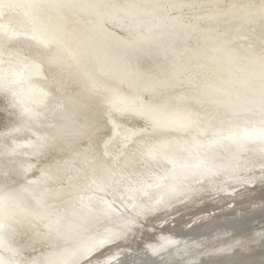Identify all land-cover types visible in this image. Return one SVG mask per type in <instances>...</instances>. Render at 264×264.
Here are the masks:
<instances>
[{
  "label": "bare ground",
  "instance_id": "bare-ground-1",
  "mask_svg": "<svg viewBox=\"0 0 264 264\" xmlns=\"http://www.w3.org/2000/svg\"><path fill=\"white\" fill-rule=\"evenodd\" d=\"M262 85L261 0H0V264H264Z\"/></svg>",
  "mask_w": 264,
  "mask_h": 264
},
{
  "label": "rangeland",
  "instance_id": "rangeland-1",
  "mask_svg": "<svg viewBox=\"0 0 264 264\" xmlns=\"http://www.w3.org/2000/svg\"><path fill=\"white\" fill-rule=\"evenodd\" d=\"M109 27H111L110 25H109ZM118 29V28H117ZM23 33H25V34H28V31H23ZM23 74H25V75H27L28 74V71L26 70V71H24L23 72ZM46 80V79H45ZM44 80V78H43V80H41V82L38 84V88H36V89H38V91H39V89H52L51 87H50V83H48L47 82V80L45 81ZM44 85V86H43ZM46 85V86H45ZM14 100H15V103L17 104V105H19V107H20V112H21V116H22V123L24 124L23 125V129H29V127H35L36 125H37V122H39V120H40V118H39V116H37V115H29V114H26V111L27 110H25L24 109V107H23V104H22V101L21 100H19L18 98H13ZM45 100V98H36L35 99V103H37V102H41V101H44ZM112 102V101H111ZM114 102V101H113ZM125 107L123 106V105H119L118 106V110L116 111V112H114V113H116L117 115H115L114 116V118H112V114H110V115H108V116H110V118H111V123L110 124H108V127H107V129H108V131L111 129V130H113L114 131V133H116L117 134V132H118V125H117V122L115 121L117 118H118V116L120 115V116H125L126 115V113L125 112H122L123 111V109H124ZM51 108H46L45 109V111H44V113H48V111L50 110ZM111 110H114V109H110V110H108L109 112L111 111ZM248 115V114H247ZM243 117V116H242ZM238 118H241V115L240 116H238ZM155 120V119H154ZM154 120L151 122V124L152 125H149V128L150 129H152V128H157V122H154ZM239 119H237V121H238ZM236 121V122H237ZM115 122V123H114ZM110 125H112V127H110ZM264 125V124H263ZM137 126L138 125H130V126H128V127H126L125 128V132H127L126 134H125V136H129V133H131V132H134V131H136L137 130ZM27 127V128H26ZM115 127V128H114ZM247 127H248V129H250V130H261L262 132H264L263 130H264V126H260V127H255V126H253V125H247ZM147 129V127H144V129ZM260 128V129H259ZM114 129H116V130H114ZM17 130H21L20 128H17L16 129V131ZM111 133V132H110ZM124 134H123V136H124ZM17 135H19V136H22L23 134L21 133V132H17ZM111 137H108V138H106V140H108V141H110L111 142V139H110ZM104 143V142H103ZM102 143V144H103ZM105 144V143H104ZM161 145H164L163 143H161ZM156 146V145H155ZM17 152H19V153H21V154H19V155H4V156H0V159H3V158H5L6 156V158H18V157H23V158H25L26 156H30V157H35L36 156V154H35V151H33L34 149L33 148H24V147H20V146H17L16 147V149H15ZM15 151V152H16ZM105 153H106V155H109V150H108V148H106L105 147V150H103ZM106 151H108V152H106ZM178 151V148H176V147H174V149H173V152H177ZM103 152V153H104ZM101 149H100V151L97 153V154H99V155H97L96 154V156H88V158L87 159H85V160H89V159H91V158H94V157H99V156H102L101 154ZM149 156V158H151L150 157V155H148ZM148 156H144V160H146L147 162L146 163H148V162H150L149 160H147L148 159ZM238 161H240V162H242V160H238ZM216 163V164H215ZM225 165V163L224 162H222L220 159H218V157L217 158H215V159H212L211 160V163H208L207 165H204L203 166V175H205V176H210L212 173H216L217 171H219V170H221L222 168H223V166ZM260 168H262V167H260ZM162 169H164V170H162ZM161 170L163 171V172H165V169L166 170H168L169 168H162ZM211 171V172H210ZM4 174L6 175V176H13V175H15V173L14 172H11V169H8V170H6L5 172H4ZM97 175H95L96 176V178H97V180H100L101 182H103V180L104 179H106L107 178V174H105L104 173V171L103 172H101V173H96ZM76 177H77V175H76ZM6 182V181H5ZM122 182H124V181H122ZM131 182V181H130ZM142 183H144V182H141V183H139L138 184V187L139 188H142L141 190H143L144 189V185L142 184ZM137 185V184H136ZM125 186V185H124ZM149 185H147L146 187H148ZM130 189H132V187H127V190H130ZM111 189H109V190H107V189H105V187H100V188H98V189H91V190H89L88 191V195L87 196H90V197H88V198H90L89 200H91V201H93L92 199H95V200H98V202L99 201H101L102 203H103V205H105L106 207H109L110 209L113 207L115 210H116V208H118L119 209V206H118V204L120 203L119 201H123V200H125L124 198H120V197H118V198H116L115 197V195H113V194H111V192H113V190H111ZM233 190H229V191H227V192H232ZM1 192V191H0ZM109 192H110V194H109ZM11 192H7V193H5L3 196H7V195H9ZM114 193V192H113ZM104 194H105V196H104ZM107 194V195H106ZM111 195V196H110ZM95 197V198H94ZM100 197V198H99ZM107 197V198H106ZM103 198H105V199H103ZM132 199L130 198V201H131ZM91 201H89L90 203H95V205H97V203L96 202H91ZM116 201V202H115ZM119 202V203H118ZM117 203V204H116ZM108 205V206H107ZM115 205V206H114ZM95 207H97V206H95ZM98 207H97V211H98ZM114 209H111V210H114ZM102 230H105V229H102Z\"/></svg>",
  "mask_w": 264,
  "mask_h": 264
},
{
  "label": "snow or ice",
  "instance_id": "snow-or-ice-1",
  "mask_svg": "<svg viewBox=\"0 0 264 264\" xmlns=\"http://www.w3.org/2000/svg\"><path fill=\"white\" fill-rule=\"evenodd\" d=\"M261 9L264 11V0H261ZM262 93H264V85H262ZM264 138V137H262Z\"/></svg>",
  "mask_w": 264,
  "mask_h": 264
}]
</instances>
